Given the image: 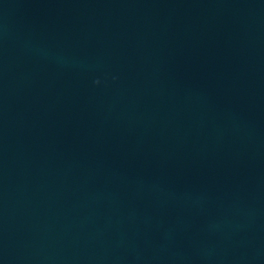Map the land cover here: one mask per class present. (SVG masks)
Wrapping results in <instances>:
<instances>
[{
  "label": "water",
  "instance_id": "95a60500",
  "mask_svg": "<svg viewBox=\"0 0 264 264\" xmlns=\"http://www.w3.org/2000/svg\"><path fill=\"white\" fill-rule=\"evenodd\" d=\"M0 264H264V0H0Z\"/></svg>",
  "mask_w": 264,
  "mask_h": 264
}]
</instances>
